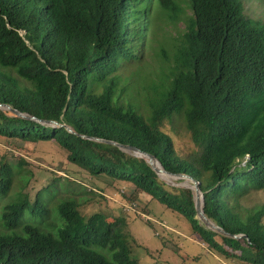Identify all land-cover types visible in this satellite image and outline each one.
<instances>
[{"label": "trees", "instance_id": "16d2710c", "mask_svg": "<svg viewBox=\"0 0 264 264\" xmlns=\"http://www.w3.org/2000/svg\"><path fill=\"white\" fill-rule=\"evenodd\" d=\"M138 1L0 0V102L77 132L0 107V136L17 147L55 141L95 179L92 192L123 186L131 201L146 193L182 214L210 249L264 264V204L241 202L264 190V24L244 15L242 0H157V20L185 26L170 45L156 24L142 39L140 5L129 28L123 6ZM143 52L158 77L145 87L144 109L142 95L125 90L119 73ZM179 121L195 145L187 153L171 137ZM92 137L137 146L167 170L192 175L205 213L248 237L207 228L196 218L191 188L169 185L144 158ZM27 162L0 160V264H141L125 231L127 212L85 216L90 192L73 195L79 184L70 167L67 178L51 176L32 198L36 174L25 168L15 178L13 171ZM25 213L37 223L22 224Z\"/></svg>", "mask_w": 264, "mask_h": 264}, {"label": "rangeland", "instance_id": "374dc122", "mask_svg": "<svg viewBox=\"0 0 264 264\" xmlns=\"http://www.w3.org/2000/svg\"><path fill=\"white\" fill-rule=\"evenodd\" d=\"M247 5L254 19L264 21V0H248ZM145 10L146 5L142 6L143 13ZM183 26L180 24L176 27L174 35L182 32ZM146 60L144 52L139 53L137 59L128 61L122 69H119L122 79L125 78V90L142 95V98L138 100H143V102H136L139 108L143 107V109L148 92L145 87L147 84L150 86L158 78L157 65L146 62ZM126 98L124 94L123 99ZM142 112L145 115L147 113V111ZM170 125L167 123L166 129H170ZM171 135L175 148L179 152L187 153L195 148L190 132L184 128L182 121H179L175 132ZM17 145L21 147L15 146L9 139L0 136V160H7L17 165L21 156L26 157L28 162L21 167L14 168L13 171L15 178H19L25 168L33 170L36 174L30 178L29 192L32 198L44 184L52 181L51 176L67 178L64 168H72L77 172V175L73 177L78 179L79 184H74L76 188H72L73 195L78 196L81 193L90 192L89 200L81 206V211L85 216H89L94 211H102L114 218L121 212H127L125 231L130 239L133 256L140 259L141 264H151L152 260L157 264H250L244 263L239 258L226 257L210 249L200 235L193 231L189 221L182 214L167 208L156 199H151L146 193L139 195L136 201H131L128 198L130 194H126L123 186L114 189L106 185L103 191L92 192L90 190L92 188L99 189L95 179L83 169L71 164L67 160V153L55 141L22 142ZM39 170H44V172L38 173ZM182 180H167V182L177 187L190 188L188 181ZM86 199L87 197H84L77 201L80 203ZM241 202L251 206L264 204V190L245 194ZM137 211L138 215L135 214ZM31 222L37 223L36 218L28 217L25 213L21 223Z\"/></svg>", "mask_w": 264, "mask_h": 264}, {"label": "water", "instance_id": "95a60500", "mask_svg": "<svg viewBox=\"0 0 264 264\" xmlns=\"http://www.w3.org/2000/svg\"><path fill=\"white\" fill-rule=\"evenodd\" d=\"M0 106L2 108L10 109V110H12L13 112L17 113L20 116H24V117H28V118H31V119H35V120H38L39 122L48 123V124L55 125V126H65L69 131L77 133L70 125L62 124V123H59L58 121H55V120L38 119V118H36L33 115L29 116V115H27L25 113H22V112H20V111H18L16 109L12 108L9 104L0 103ZM81 136L88 137V136H85V135H81ZM92 138H94L96 140L104 141V142L113 143V144L119 146L121 149H123L125 151H129V152L133 153L136 156L143 157L152 166V168L156 171V173L160 177H161V173H164V174H168V175H170L172 177L185 178L187 180H190L192 182L191 188L195 192L197 218H199L206 225V227H208V228H210L212 230H215L217 232H220L222 234L230 235V236H233V237H248L246 234H239V235L230 234L224 228L219 226L216 222L211 220L206 215V213L204 211V207H203L204 206V196L202 194V191L200 190L199 181L196 180L195 178H193L192 176H190L188 174H185V173H173V172L167 170L154 154L146 152V151H143V150H141L140 148H138L136 146H132V145H129V144H121V143H118L116 141L101 139V138H98V137H92Z\"/></svg>", "mask_w": 264, "mask_h": 264}, {"label": "clouds", "instance_id": "9594fccd", "mask_svg": "<svg viewBox=\"0 0 264 264\" xmlns=\"http://www.w3.org/2000/svg\"><path fill=\"white\" fill-rule=\"evenodd\" d=\"M243 1V13L244 15H246L248 18H251L255 21H259L257 19H254L252 17V15H250L249 11H248V0H242ZM158 1L157 0H142V1H138L136 4L132 5L131 7H127V5H124L123 6V10H122V15L124 18L126 17H130L131 19V24L129 25V28L132 27L134 21L136 20V17H137V5H140V6H144L146 5V10H145V13H143L144 15V20H143V25L141 26V31L143 32V37L142 39L143 40H146L147 36L150 34V28H152L154 26V24H156L157 26H159L160 28H162V31L161 33L165 36H168V38L166 40L170 41V45H175L178 43V41L182 38V32L180 33H177V35H174V30H175V27L172 25V23L170 21H167L165 23H163L164 21H166V19H161V20H157L158 19V16H159V9H158ZM188 7V11L187 13L192 15L193 14V11L191 9V7H189V5H187ZM261 23L264 24V21H259ZM182 24V23H179L178 26ZM185 26H183V29H184ZM140 29V28H139ZM182 29V30H183ZM24 33V31H23ZM171 36V37H170ZM165 38V37H164ZM138 39V38H137ZM172 52V48L168 47ZM175 51V49H173ZM132 60V58H128L127 61H130ZM126 62L123 63V65L125 64ZM123 65L121 67V69L123 68ZM1 103V102H0ZM4 104V103H3ZM11 106V105H10ZM1 107V106H0ZM12 107V106H11ZM13 108V107H12ZM6 109V108H5ZM10 110V109H9ZM22 113H25V112H22ZM17 114V113H16ZM27 114V113H25ZM31 116V115H30ZM48 124V123H47ZM63 124V123H62ZM51 125V124H50ZM55 126V125H53ZM73 128V127H72ZM74 129V128H73ZM71 132V131H70ZM74 133V132H73ZM86 136V135H85ZM102 139V138H101ZM107 140V139H106ZM113 141V140H111ZM117 142V141H116ZM120 143V142H118ZM113 144V143H112ZM123 144V143H121ZM130 145V144H129ZM134 146V145H132ZM119 147V146H118ZM137 147V146H136ZM120 148V147H119ZM139 148V147H138ZM121 149V148H120ZM123 150V149H122ZM142 150V149H141ZM125 151V150H124ZM145 151V150H143ZM129 152V151H127ZM148 152V151H146ZM131 153V152H130ZM150 153V152H149ZM133 154V153H132ZM134 155V154H133ZM136 156V155H135ZM139 157V156H138ZM143 158V157H141ZM160 161V160H159ZM161 162V161H160ZM152 167V166H151ZM175 173V172H173ZM187 174V173H185ZM190 175V174H188ZM192 176V175H190ZM160 177V176H159ZM193 177V176H192ZM162 180H164L166 183H168L169 185H172V186H175L174 184H171L169 182H167L166 179H164L162 176L160 177ZM174 179H183L182 181L186 180L188 181V186H190L191 188V184L192 182L190 180H187L185 178H178V177H173ZM194 178V177H193ZM196 179V178H195ZM197 180V179H196ZM199 181V180H198ZM199 184H200V190H201V183L199 181ZM177 187V186H176ZM192 189V188H191ZM193 190V189H192ZM194 191V190H193ZM202 191V190H201ZM144 194V193H142ZM202 194L204 196V193L202 191ZM194 198H195V192H194ZM205 199V197H204ZM204 205H205V201H204ZM195 206H196V200H195ZM204 207V206H203ZM130 209V208H129ZM197 211V209H196ZM205 211V210H204ZM143 214V213H141ZM207 215V214H206ZM208 216V215H207ZM209 217V216H208ZM196 218H197V214H196ZM210 218V217H209ZM201 224H204L199 218H197ZM211 219V218H210ZM150 220V219H149ZM213 220V219H211ZM214 221V220H213ZM215 222V221H214ZM205 225V224H204ZM206 226V225H205ZM220 226V225H219ZM208 228V227H207ZM241 234H244V233H241ZM235 235H239V234H235ZM248 236V235H247ZM235 238H241V237H235Z\"/></svg>", "mask_w": 264, "mask_h": 264}, {"label": "bare ground", "instance_id": "6f19581e", "mask_svg": "<svg viewBox=\"0 0 264 264\" xmlns=\"http://www.w3.org/2000/svg\"><path fill=\"white\" fill-rule=\"evenodd\" d=\"M161 176L164 178V179H166V180H168V181H173V180H175L172 176H170V175H168V174H164V173H161Z\"/></svg>", "mask_w": 264, "mask_h": 264}]
</instances>
